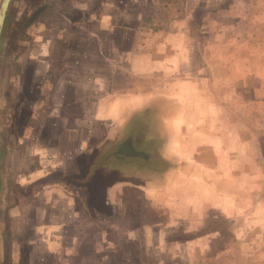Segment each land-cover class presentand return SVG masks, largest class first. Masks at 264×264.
<instances>
[{"label":"rangeland","instance_id":"obj_1","mask_svg":"<svg viewBox=\"0 0 264 264\" xmlns=\"http://www.w3.org/2000/svg\"><path fill=\"white\" fill-rule=\"evenodd\" d=\"M0 131V264H264V0H12Z\"/></svg>","mask_w":264,"mask_h":264},{"label":"flooded vegetation","instance_id":"obj_2","mask_svg":"<svg viewBox=\"0 0 264 264\" xmlns=\"http://www.w3.org/2000/svg\"><path fill=\"white\" fill-rule=\"evenodd\" d=\"M130 119V123H134L133 133L127 136L122 144V146H126L129 151L123 152L122 150H118L115 153L117 156L150 162L154 155L150 152L148 153L146 149L148 147H153L159 151L158 156L160 159L163 158L166 162L170 163V165H175V163L181 165V161L171 155L168 150L170 145L169 135L167 132L162 133L159 130L158 123L163 122V118L161 119L155 107L150 105L142 109V111H136Z\"/></svg>","mask_w":264,"mask_h":264},{"label":"crops","instance_id":"obj_3","mask_svg":"<svg viewBox=\"0 0 264 264\" xmlns=\"http://www.w3.org/2000/svg\"><path fill=\"white\" fill-rule=\"evenodd\" d=\"M85 67L88 68L87 66H85ZM84 72H86V69L83 70V73ZM81 78L84 81V77L81 76ZM82 79H81V83H83ZM85 83H86L85 87L88 88L90 86V81L88 79H85ZM77 104L79 105V102ZM83 104L87 105L88 103L86 101H83ZM84 120L86 121L88 119L87 118L86 119H84V118L79 119V121H84ZM88 133H89L88 131H85L84 132L85 136H84V134H82V132H80V134L76 137V144H77L76 145V149L77 148L80 149L81 150L80 151L81 154L86 153L87 149L90 147V143L92 142V139H93V134L92 133L93 132L91 131V133H89V135H88ZM66 139H67V136L66 135L64 136V134H63L61 136V141L65 142Z\"/></svg>","mask_w":264,"mask_h":264},{"label":"water","instance_id":"obj_4","mask_svg":"<svg viewBox=\"0 0 264 264\" xmlns=\"http://www.w3.org/2000/svg\"><path fill=\"white\" fill-rule=\"evenodd\" d=\"M12 0H2L1 6H0V53H1V38L2 33L4 30V26L7 19V13ZM0 139H1V131H0ZM1 159V154H0Z\"/></svg>","mask_w":264,"mask_h":264}]
</instances>
